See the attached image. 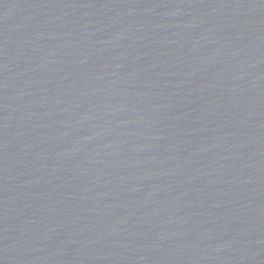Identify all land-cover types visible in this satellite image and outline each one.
Segmentation results:
<instances>
[{"label": "water", "instance_id": "95a60500", "mask_svg": "<svg viewBox=\"0 0 264 264\" xmlns=\"http://www.w3.org/2000/svg\"><path fill=\"white\" fill-rule=\"evenodd\" d=\"M0 264H264V0H0Z\"/></svg>", "mask_w": 264, "mask_h": 264}]
</instances>
